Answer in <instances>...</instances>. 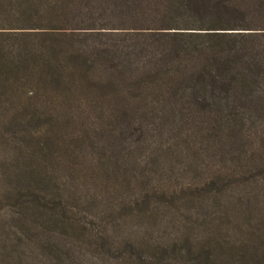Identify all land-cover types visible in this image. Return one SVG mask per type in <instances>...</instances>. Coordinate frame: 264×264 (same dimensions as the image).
Returning a JSON list of instances; mask_svg holds the SVG:
<instances>
[{
  "label": "trees",
  "instance_id": "1",
  "mask_svg": "<svg viewBox=\"0 0 264 264\" xmlns=\"http://www.w3.org/2000/svg\"><path fill=\"white\" fill-rule=\"evenodd\" d=\"M0 20L19 22L0 29H21L0 30V104L35 122L3 139L0 208L17 210L16 250L4 245L0 264H107L98 248L158 261L168 247L132 222L147 228L248 180L233 170L179 198L151 183L162 156L189 157L200 174L204 154L225 164L253 162L260 151L255 167L264 170L254 140L261 131L264 143V128L244 116L264 110V0H0ZM75 107L101 122L72 127ZM89 150L99 171L81 178L95 179L96 190L77 184L75 163L66 171L69 156L92 161ZM182 226L190 241L194 221ZM215 249L208 242L197 256L210 260Z\"/></svg>",
  "mask_w": 264,
  "mask_h": 264
},
{
  "label": "rangeland",
  "instance_id": "2",
  "mask_svg": "<svg viewBox=\"0 0 264 264\" xmlns=\"http://www.w3.org/2000/svg\"><path fill=\"white\" fill-rule=\"evenodd\" d=\"M13 23L17 25L19 22L0 20V25L11 24L13 25L12 27H16ZM0 30L15 31L21 29L5 28ZM6 105L0 104V165L5 148L3 139L5 137H14L16 139L22 126L35 123L30 121L28 114L22 113V110L19 108L20 106ZM68 112L71 118L70 121L73 125L72 127H75L74 125L77 127L84 125L93 126V124L96 125L101 122V118H99L100 114L87 107H75ZM64 115L65 113H61L60 117H64ZM245 115L247 117L245 121L247 126L255 127L257 130L264 128V110L247 112L244 116ZM63 117L57 119L62 121L64 119ZM205 120L207 121V118H205ZM208 121L210 120L208 119ZM239 122L242 121L239 120ZM259 133L262 134L261 131L258 133L256 132L254 140L255 143H258L260 147L263 146L262 149H264V143L261 145V140L258 137ZM256 138L258 139L256 140ZM87 153H90L92 156V161L84 160L80 153L72 157H67L66 171L69 170V163L70 166L72 163H75L74 174L78 176L77 184L82 187L86 186L92 188V190H96L97 187L94 183L95 179L92 180L91 178V182L85 184L81 178L85 173L88 175L91 172L96 173L99 171V168L96 167L98 160L96 158L97 155L91 150L87 151ZM259 153H257L256 156H258ZM256 156L251 159L257 161L258 158ZM162 157L159 159L160 163L157 165L158 169L152 170L151 183L154 187H158L159 189L178 193L179 198L182 193H188L190 190L189 188L194 187V185L204 181V179H214L218 176L225 179L233 170L237 172V179L241 171L247 175L248 180L245 182L235 181L226 183L224 186L225 188L222 189L220 194L210 195L206 202L202 204L194 205L188 202L182 203L183 205H181L182 207L178 214H176L177 212L175 213L176 215L166 214L158 223L147 228L141 226L137 221L134 223L132 222L131 228L140 231L139 236L149 237V242L155 243L158 241L164 243L166 247H168L166 251L159 256L160 258L158 261L152 258L148 260L146 256V258L144 257V262L138 261L136 253H134L131 260H123L120 256L111 258L107 249L98 248L97 251L99 254L103 255V259L107 261V264H241V261L243 262L244 259L247 261L249 260L246 264H264V256H261L264 243V170L260 167H255L257 166L255 161L245 162V160L235 159L227 160L224 164V162H221L217 158L204 154L199 158L202 161V166H197L199 170L206 171L196 174L187 167L186 161H189V157H184L181 161L180 159L170 160ZM121 162L123 161H120V163ZM242 162L246 165L247 163L248 165H250V163L252 164L249 170L252 175H250V172L246 171V169L240 168L239 165H242ZM122 166L124 168V166H128V164H122ZM16 210V207L8 206L7 204L0 208V253H2L4 245H6L8 249L16 245L15 235L12 232L14 231L12 228V224L14 223L11 221L12 217H16ZM219 215L222 216L219 218ZM186 220L194 221V230L190 235L192 242L191 240L186 241L181 235L182 231L184 232L185 229L182 223ZM8 224H10V226ZM21 226L19 223L17 224V227ZM21 228L24 233L27 232V234H31L30 229L24 226ZM16 229L17 231H22L18 228ZM192 237L195 239L193 240ZM208 242L212 246L216 245V249L213 250L211 259L205 260L202 257H198L197 252L201 249L203 244L207 245ZM173 244H175L176 248L171 249V245ZM218 245H222L223 249H219ZM253 246H256V248ZM229 247L230 249H228ZM92 251L94 252L93 248Z\"/></svg>",
  "mask_w": 264,
  "mask_h": 264
}]
</instances>
